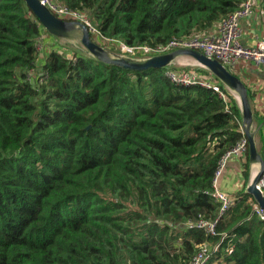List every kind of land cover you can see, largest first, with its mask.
Here are the masks:
<instances>
[{
    "label": "trees",
    "instance_id": "obj_1",
    "mask_svg": "<svg viewBox=\"0 0 264 264\" xmlns=\"http://www.w3.org/2000/svg\"><path fill=\"white\" fill-rule=\"evenodd\" d=\"M58 1L88 17L93 41L119 49L205 33L243 0ZM41 35L56 39L24 0H0V264H190L216 243L206 264H264L248 143L234 204L218 217L211 195L222 157L246 138L222 83L173 68L210 77L226 99L173 84L168 67L38 50ZM217 218L214 235L183 225Z\"/></svg>",
    "mask_w": 264,
    "mask_h": 264
},
{
    "label": "built area",
    "instance_id": "obj_2",
    "mask_svg": "<svg viewBox=\"0 0 264 264\" xmlns=\"http://www.w3.org/2000/svg\"><path fill=\"white\" fill-rule=\"evenodd\" d=\"M41 4L45 5L54 15L59 18H67L73 21H79L87 26L90 33L98 36L100 33L95 26L91 24L88 17L76 10H72L69 7L61 4L58 0H39ZM256 0H243L238 8L227 17L219 21L209 31L193 35L188 38L173 39L165 45H158L156 47L150 46H126L119 42L118 48L123 55L132 58H149L155 55H161L168 53L172 50L181 48H190L198 50L210 59L218 60L225 68L233 72L234 67L240 60L249 61L255 65H264V41H257L254 45H244L241 42L242 37V20L250 16L255 9ZM45 35H41L40 40ZM195 65V64H194ZM198 66V65H196ZM200 67V66H199ZM205 69V68H204ZM211 74V73H210ZM165 75L175 85L180 86H200L205 89L216 92L222 99H226L225 93L220 88L219 84L210 77H202L199 73L192 70L188 71H176L172 68H168L165 71ZM212 75V74H211ZM247 149V138H241L239 142L222 157L215 177L213 180V191L211 195L220 204L219 216H222L226 211L234 204L236 200L235 194L225 193L216 186L217 177L223 171L228 158L233 156L244 155ZM257 188L262 192L264 191V168L257 181ZM258 214L261 218H264V211L259 206H255ZM215 220L199 219L196 222H187L183 225L188 228H196L202 230L206 234H215ZM231 248L227 249V252H231ZM217 250H219V244H202L199 249L194 253L190 260V264H206Z\"/></svg>",
    "mask_w": 264,
    "mask_h": 264
},
{
    "label": "water",
    "instance_id": "obj_3",
    "mask_svg": "<svg viewBox=\"0 0 264 264\" xmlns=\"http://www.w3.org/2000/svg\"><path fill=\"white\" fill-rule=\"evenodd\" d=\"M24 2L48 34L65 40L78 38L86 52L98 60L126 69L143 70L150 67L164 68L172 64V61L177 57H189L194 61L195 65L205 68L217 78L228 91L235 92L238 96L237 102L241 110V129L248 143V163L250 166L258 165V169L254 174L252 172L248 179L246 192L252 196L257 205L264 211V194L256 186L264 168V160L256 148L254 140L256 131L251 130L254 116L247 95V88L237 75L225 68L218 60L210 59L200 51L190 48L176 49L149 58H132L123 54H114L93 41L87 26L83 23L57 17L39 0H24Z\"/></svg>",
    "mask_w": 264,
    "mask_h": 264
},
{
    "label": "crops",
    "instance_id": "obj_4",
    "mask_svg": "<svg viewBox=\"0 0 264 264\" xmlns=\"http://www.w3.org/2000/svg\"><path fill=\"white\" fill-rule=\"evenodd\" d=\"M256 2L255 7L257 9L250 16L243 19L241 23L243 33L241 42L244 45H254L257 41H264V0H256ZM233 72L244 80V84L252 94L250 100L252 107L258 112L254 116L251 125V130L256 131L254 140L258 150L264 144V65L258 66L249 61L240 60L234 67ZM241 156L243 157V155ZM241 156L232 160L228 165V169H231L234 178H236L233 185L230 183L232 188L229 187L228 183H224L222 184V191L225 190L234 194L238 190L242 182L241 177H239L242 170L241 164L244 162ZM253 167L254 165L250 166L249 164V176L254 171Z\"/></svg>",
    "mask_w": 264,
    "mask_h": 264
},
{
    "label": "rangeland",
    "instance_id": "obj_5",
    "mask_svg": "<svg viewBox=\"0 0 264 264\" xmlns=\"http://www.w3.org/2000/svg\"><path fill=\"white\" fill-rule=\"evenodd\" d=\"M47 43L49 44L48 47L46 45ZM62 45H64V46H62ZM59 46L60 47L62 46L61 48L63 50H65L67 47L71 48L72 50L83 48L82 45L80 44V41H79L78 38H75V39H72V40H65V39H62V38H56V39H51L48 42H47V40L43 41V39H42V40H39V42L37 43V49L41 50V51L45 50V47L48 50H51V49L59 47ZM107 49H108V51H110V52H112L114 54H122L121 53L122 51H120V49H112V47H109ZM195 66L196 65H194V61L191 58L182 56V57H177L175 60L172 61V64L168 65L167 67L173 69V68H177V67L184 68V67H195ZM241 80L244 82V80L242 78H241ZM229 92H231V94H233L234 98L238 101L237 94L235 92H233V91H230V90H229ZM250 105H251V108H252L253 105H252L251 101H250ZM255 135H256V133H255ZM258 152H259V149H258ZM237 157L240 158V156H233L231 158H228V160H227V162L225 164V167L223 168V171L217 177L216 186L218 188H220L221 190H222V184L228 183V185L230 187V183L233 185L235 180H236V178H234V175H233V172L231 171V169H228V165L230 164V162L232 160H234ZM242 158H243V160H245V155H243ZM253 168H254L253 170L255 172L258 169V166L254 165ZM239 177H241V174L239 175ZM230 188H232V187H230ZM223 192L228 193L225 190H223Z\"/></svg>",
    "mask_w": 264,
    "mask_h": 264
},
{
    "label": "bare ground",
    "instance_id": "obj_6",
    "mask_svg": "<svg viewBox=\"0 0 264 264\" xmlns=\"http://www.w3.org/2000/svg\"><path fill=\"white\" fill-rule=\"evenodd\" d=\"M253 172H254V171H253ZM254 173H255V172H254ZM254 173H253V174H254Z\"/></svg>",
    "mask_w": 264,
    "mask_h": 264
}]
</instances>
